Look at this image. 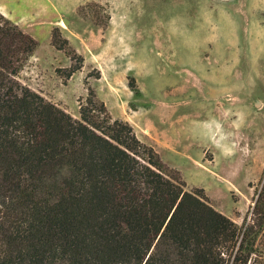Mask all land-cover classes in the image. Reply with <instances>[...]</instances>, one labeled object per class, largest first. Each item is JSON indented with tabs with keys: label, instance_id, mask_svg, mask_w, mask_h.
Listing matches in <instances>:
<instances>
[{
	"label": "rangeland",
	"instance_id": "rangeland-1",
	"mask_svg": "<svg viewBox=\"0 0 264 264\" xmlns=\"http://www.w3.org/2000/svg\"><path fill=\"white\" fill-rule=\"evenodd\" d=\"M52 1L68 48L83 57L67 79L71 60L51 45V31L46 42ZM0 5L31 20L24 27L39 41L19 73L24 84L75 118L93 92L105 116L131 125L185 190L242 223L264 172V0Z\"/></svg>",
	"mask_w": 264,
	"mask_h": 264
},
{
	"label": "trees",
	"instance_id": "trees-1",
	"mask_svg": "<svg viewBox=\"0 0 264 264\" xmlns=\"http://www.w3.org/2000/svg\"><path fill=\"white\" fill-rule=\"evenodd\" d=\"M51 45L63 79L82 67L57 26ZM36 47L0 12V264H264V172L238 225L93 92L75 118L24 84Z\"/></svg>",
	"mask_w": 264,
	"mask_h": 264
},
{
	"label": "crops",
	"instance_id": "crops-1",
	"mask_svg": "<svg viewBox=\"0 0 264 264\" xmlns=\"http://www.w3.org/2000/svg\"><path fill=\"white\" fill-rule=\"evenodd\" d=\"M52 6L54 8V12L51 15V20L48 22V27H47V36H46V42L48 44V42L50 41V31L54 26H58V21L62 19V11L58 8L57 4L52 1ZM0 12L2 14H4L7 18H9L10 20H12L13 22L17 23L25 32H27L28 34L30 32H28L27 28H25L24 26L28 24V21L31 20H26L25 18H23L22 16L16 17V16H12L11 14H9L7 12V10L5 11L3 9V7L0 5ZM32 16V15H31ZM30 16V17H31ZM27 27V26H26ZM32 36V35H31ZM33 37V36H32ZM34 38V37H33ZM35 39V38H34ZM36 40V39H35ZM37 41V40H36ZM39 46V41H37V47ZM37 49V48H36ZM36 51V50H35Z\"/></svg>",
	"mask_w": 264,
	"mask_h": 264
}]
</instances>
